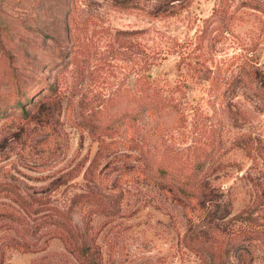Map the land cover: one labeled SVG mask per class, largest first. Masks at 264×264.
<instances>
[{"label":"rangeland","instance_id":"rangeland-1","mask_svg":"<svg viewBox=\"0 0 264 264\" xmlns=\"http://www.w3.org/2000/svg\"><path fill=\"white\" fill-rule=\"evenodd\" d=\"M3 108L0 264H264V0H0Z\"/></svg>","mask_w":264,"mask_h":264},{"label":"trees","instance_id":"trees-1","mask_svg":"<svg viewBox=\"0 0 264 264\" xmlns=\"http://www.w3.org/2000/svg\"><path fill=\"white\" fill-rule=\"evenodd\" d=\"M170 2H174L177 0H168ZM185 1V0H183ZM19 90H22L21 88ZM21 98H18L15 101V106L17 109L21 110L22 114L28 115L30 114V109H27L26 104L31 102V97H29V95L26 92H21ZM9 109L8 108H3V110L0 109V115H5L9 113ZM182 184H178L177 189L180 191V193L187 197V198H191L194 199L196 197V192L194 191V189H192L189 185V183L187 182H181ZM87 242L83 243V247L81 248V253L83 254V256L85 257V260H87L89 263H93L95 262V259L93 258V256L91 257L90 254V248L89 246L86 245ZM85 246V247H84ZM214 263L216 264V262L214 261ZM218 264V263H217ZM220 264V263H219Z\"/></svg>","mask_w":264,"mask_h":264}]
</instances>
